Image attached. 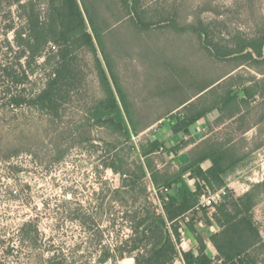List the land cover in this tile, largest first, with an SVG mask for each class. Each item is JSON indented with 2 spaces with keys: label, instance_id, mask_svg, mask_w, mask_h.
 I'll return each mask as SVG.
<instances>
[{
  "label": "trees",
  "instance_id": "obj_1",
  "mask_svg": "<svg viewBox=\"0 0 264 264\" xmlns=\"http://www.w3.org/2000/svg\"><path fill=\"white\" fill-rule=\"evenodd\" d=\"M151 4L0 0V16L11 22L5 36L15 34L12 40L5 37L7 50L13 51V45L19 49L14 60L0 63L1 107L24 109L25 116L37 113L40 118L33 123L35 133L25 129L17 133L19 144L12 143L13 135L0 123L6 140L0 162L11 163L22 153L37 157L32 148L45 136L49 153L43 152L49 163L61 162L73 146L105 149L96 168L111 169L120 181L108 188L109 204L102 203L97 214L111 215L107 229L120 225L114 243L97 240L100 264L110 260L175 264L181 255L186 264H264V237L255 219V207L264 198V180L237 194L226 179L264 147V15L252 33L226 39L223 25L217 24L223 21L202 15L190 19L183 0ZM209 4L213 8L210 0L205 11L213 10ZM14 6L23 22L20 28L15 25ZM123 26L137 39L165 32L190 36L187 41L208 59L207 70L194 66L190 72V67L169 64L165 71L172 76L173 89L151 97L134 91L130 55L115 35ZM39 58H43L40 64ZM32 61L37 69H31ZM92 68L91 85L87 69ZM38 69L43 71L40 83L33 79ZM211 69L216 73L201 81ZM244 73L249 76L242 77ZM165 119L171 120L169 128L175 135L182 134L180 141L156 136ZM201 119L206 120V131L198 141L192 127ZM158 124L159 130L152 131ZM253 128L255 135L247 136ZM186 149L182 162L178 156ZM100 182L108 187L102 175ZM17 193L10 186L7 200H14ZM210 193H219L214 207L198 208ZM112 203L118 207L114 212ZM97 216L94 237L104 231ZM1 225L0 264H16L21 257L26 264L68 263L60 249L46 245L33 219L17 226L0 220ZM123 228L130 232L121 235ZM183 233L194 240L188 250L178 247Z\"/></svg>",
  "mask_w": 264,
  "mask_h": 264
},
{
  "label": "rangeland",
  "instance_id": "obj_2",
  "mask_svg": "<svg viewBox=\"0 0 264 264\" xmlns=\"http://www.w3.org/2000/svg\"><path fill=\"white\" fill-rule=\"evenodd\" d=\"M172 1L181 0H146V4L152 2L151 5L158 6ZM183 1L184 13L190 19L202 15L209 21L214 19L223 21L224 24H217L223 25L222 31L226 39H231L232 35L241 32L252 33L255 22L261 20V15H264V0H211L213 8H210L209 4L208 9H213L212 11L204 10L210 0ZM13 10L15 18L17 16L15 25L20 28L23 22L18 18V8L14 6ZM5 19L0 16V63L6 58L12 61L19 54V49L15 45L13 51L7 50L5 37L12 40L15 34L11 31L5 36L6 25L11 23ZM115 35L121 45L120 48L127 50L130 55L129 61L135 78L130 85L134 91L145 96L160 95L168 88L169 90L174 88L172 76L165 71L169 64L172 68L174 63L178 68L190 67V72L193 71L194 66L195 70L204 71L209 65L208 59L198 55L194 43L187 41L186 37H190L188 35L176 37L173 33L165 32L154 36V33H148L137 39L126 26L118 28ZM42 61L43 58H39L37 63L40 64ZM31 69H37L35 61L31 62ZM87 72L91 74L90 83L91 80L94 83V69H87ZM215 73L216 70L212 69L210 73L206 71V75L200 77V80H208ZM42 75L43 71L38 69L33 79L40 83ZM180 75L186 77V74L180 73ZM248 76V73L242 75L244 78ZM2 101L0 99V123L6 125L13 135L12 143L19 144L17 133L24 129L25 133L29 131L35 133L33 123L40 120L39 115L29 113L25 116L24 109L13 111L10 108H3ZM170 123V119L163 121L161 128L165 125V129L161 131L162 138L170 135ZM159 127V124L155 125L152 131L159 130ZM256 132L257 129L253 128L247 136L251 137ZM3 137L4 135L0 134V157L4 154L2 145L6 141ZM45 137L36 145H32L33 151L38 153L37 157L35 154L22 153L14 157L11 163L0 162V220L9 223V226H17L25 219H33L39 225L46 245H54L55 249H60L68 260L67 264H100L98 261L100 255L95 250L97 240H102V244L114 243L121 219L118 221V226L107 229L111 215L106 213L101 216L97 212L102 203L106 206L109 204L111 193H107V190L119 184V175L111 169L101 166L96 168L102 160L100 151L105 149L100 146L101 149L94 150L90 144L73 146L66 152L61 162L49 163L48 156H44L43 152L46 150L49 153V138ZM42 157L45 159L41 162ZM101 175L104 181H108V187L105 184L102 186ZM226 179L229 187L237 194L246 192L251 185L264 180V147L230 171ZM10 186L18 191L17 197L12 201L6 198ZM100 191H103L101 195L96 194ZM217 200V196L212 199L211 206ZM211 206L207 208L212 209ZM116 209L118 207L115 208L112 203L111 212ZM94 216H97L104 230L102 234H98V237H94ZM255 219L264 237V198L255 207ZM2 228L1 225L0 230ZM129 232V229L123 228L121 235ZM189 247L190 243L186 248ZM16 264H26V262L21 257V259L17 258ZM105 264L121 263L110 260Z\"/></svg>",
  "mask_w": 264,
  "mask_h": 264
},
{
  "label": "crops",
  "instance_id": "obj_3",
  "mask_svg": "<svg viewBox=\"0 0 264 264\" xmlns=\"http://www.w3.org/2000/svg\"><path fill=\"white\" fill-rule=\"evenodd\" d=\"M166 127H167V126H166ZM163 129H165V125H164L162 128H160V130H159L158 133L156 134V136H157L159 139H161V140H171L172 142H178V141H180V140L183 138L182 134H180V135H175V134L172 132V130H171L170 128H169V129H170V132H171L170 135H169L168 137L162 138L160 134H161V131H162ZM192 130H193V133H194L196 139H197L198 141L202 140V139L205 137V131H206V120H205V119H201V120H199L196 124L193 125ZM186 151H187V149L184 150V151H182V152H180V155L178 156V159H179L180 161H182V162H185L186 159H187ZM203 231H204V230H203ZM204 233H206V231H204ZM185 236H186V239L188 240V243L186 244V246L190 243V247H189V248H191V247L194 245V240H192V238H191V240H190V238H189L190 235L188 236L186 233H185ZM206 239H207L206 241H209L208 238H206ZM186 246L184 247V248H185L184 250H188V249H189V248L187 249ZM210 249H211V251H212L213 253H215V251H214V249H213L212 247H210ZM175 264H186V263H185L183 257L180 256V257L175 261Z\"/></svg>",
  "mask_w": 264,
  "mask_h": 264
},
{
  "label": "built area",
  "instance_id": "obj_4",
  "mask_svg": "<svg viewBox=\"0 0 264 264\" xmlns=\"http://www.w3.org/2000/svg\"><path fill=\"white\" fill-rule=\"evenodd\" d=\"M216 196L219 199V193H210V194H208L206 196H203L197 207L199 208V207H209V206H211V202H212L211 200L214 199ZM211 207L213 208L214 206H211ZM187 243H188V240L186 239L185 233H183V235L181 237V241H180V243L178 245L179 249L180 250H184L185 249L184 247L186 246Z\"/></svg>",
  "mask_w": 264,
  "mask_h": 264
}]
</instances>
